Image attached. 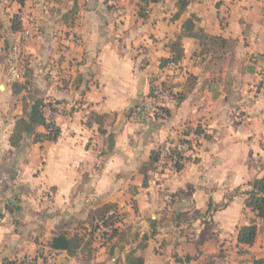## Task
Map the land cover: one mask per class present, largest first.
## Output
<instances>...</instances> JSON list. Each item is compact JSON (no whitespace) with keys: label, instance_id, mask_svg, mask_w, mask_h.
<instances>
[{"label":"crops","instance_id":"obj_1","mask_svg":"<svg viewBox=\"0 0 264 264\" xmlns=\"http://www.w3.org/2000/svg\"><path fill=\"white\" fill-rule=\"evenodd\" d=\"M167 78L178 105L136 123ZM22 118L59 139L12 146ZM194 137L180 174L151 164ZM263 176L264 0L0 3V264L40 250L54 264H264V219L248 206ZM114 214V234L93 233ZM251 225L255 243L240 244ZM60 239L71 251L52 248Z\"/></svg>","mask_w":264,"mask_h":264},{"label":"built area","instance_id":"obj_2","mask_svg":"<svg viewBox=\"0 0 264 264\" xmlns=\"http://www.w3.org/2000/svg\"><path fill=\"white\" fill-rule=\"evenodd\" d=\"M121 0H108L112 6H116ZM29 23H34L28 19ZM31 30L24 31V39L31 37ZM171 67H176L172 63ZM180 101L179 93L173 87L169 78L156 80L151 87V92L144 102L134 111L133 119L136 123H145L158 115H163L166 110L175 108ZM199 142L197 137L183 138L178 142H167L159 151L160 170L163 172L178 175L183 168L194 163L199 157ZM119 220H121L119 218ZM112 233V228L104 225L99 226L96 235L102 239L108 238ZM21 264H54L53 256L45 250L38 251L34 256L26 257Z\"/></svg>","mask_w":264,"mask_h":264},{"label":"trees","instance_id":"obj_3","mask_svg":"<svg viewBox=\"0 0 264 264\" xmlns=\"http://www.w3.org/2000/svg\"><path fill=\"white\" fill-rule=\"evenodd\" d=\"M19 3L23 4L24 0H17ZM14 30L20 31L21 25L15 21ZM174 62L176 59H173ZM177 62V61H176ZM44 125L47 133L40 134L35 132L36 125ZM24 134H30L35 136L36 143H42L45 141L56 142L61 134V130L53 124H47L43 118L42 122H29L25 118L19 119L16 123L14 133L11 137L12 146H18L24 137ZM151 164L160 166V154L159 152H154L151 157ZM157 167V168H158ZM252 191L249 193L250 197L248 200V206L251 210L256 213L259 219H264V176L261 179L256 180L252 185ZM101 223L112 228V234L115 233V224L118 222V216L116 214L111 216H103L101 218ZM98 229V226L93 227V233ZM258 233V228L255 225L247 226L242 228L238 233V242L243 245H253L256 241ZM113 236V235H112ZM67 245V246H66ZM73 241H66L63 239L55 240L52 244L54 250L68 249L71 251Z\"/></svg>","mask_w":264,"mask_h":264},{"label":"rangeland","instance_id":"obj_4","mask_svg":"<svg viewBox=\"0 0 264 264\" xmlns=\"http://www.w3.org/2000/svg\"><path fill=\"white\" fill-rule=\"evenodd\" d=\"M12 0H0V3L9 4ZM18 2V1H17Z\"/></svg>","mask_w":264,"mask_h":264}]
</instances>
